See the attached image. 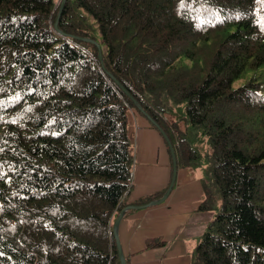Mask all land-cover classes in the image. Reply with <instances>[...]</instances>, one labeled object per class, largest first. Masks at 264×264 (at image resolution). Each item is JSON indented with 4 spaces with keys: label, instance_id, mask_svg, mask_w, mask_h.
<instances>
[{
    "label": "trees",
    "instance_id": "16d2710c",
    "mask_svg": "<svg viewBox=\"0 0 264 264\" xmlns=\"http://www.w3.org/2000/svg\"><path fill=\"white\" fill-rule=\"evenodd\" d=\"M60 2L0 0V264H121L113 212L171 182L126 201L130 112L178 170L198 160L180 103L209 145L197 210L215 211L190 264H264V0H66L55 29Z\"/></svg>",
    "mask_w": 264,
    "mask_h": 264
},
{
    "label": "crops",
    "instance_id": "0c3cea01",
    "mask_svg": "<svg viewBox=\"0 0 264 264\" xmlns=\"http://www.w3.org/2000/svg\"><path fill=\"white\" fill-rule=\"evenodd\" d=\"M134 111L136 110L132 109L130 112L129 132L134 145L135 160L137 150L139 161L147 162L151 159L150 155L155 145L152 140L153 137L157 140L156 133L162 138L169 153L160 132L154 128L147 129L150 126L147 121L143 123L140 120V123H137ZM130 126L134 131H130ZM165 162L164 159L159 165L161 170L157 178L148 177L150 174L148 170L137 172L136 178L135 173L133 174L132 187L126 197L127 202H132L142 195L167 185L172 170L170 153L168 162ZM194 165L177 170L175 183L164 202L123 212L122 218L117 224V232L122 251L129 264H190L191 242L197 241L201 237L206 225L213 217L211 211L197 210L202 197V182L200 176L193 169ZM186 174L191 177L195 194L192 195V199H185L183 205L177 206L184 186L190 183V180L185 178ZM122 209L114 213L112 222ZM162 218L165 223L161 225ZM154 237L166 241V245L160 248L145 249L146 240Z\"/></svg>",
    "mask_w": 264,
    "mask_h": 264
},
{
    "label": "rangeland",
    "instance_id": "374dc122",
    "mask_svg": "<svg viewBox=\"0 0 264 264\" xmlns=\"http://www.w3.org/2000/svg\"><path fill=\"white\" fill-rule=\"evenodd\" d=\"M86 16V15H85ZM86 22L90 25L91 30H92V35L97 39L100 40V34L95 26V23L88 17L86 16L85 18ZM262 80V79H260ZM244 79H239L235 82V85H239L243 83ZM167 111H169L168 116L170 119H175L179 120V126L180 128L184 131L185 137L189 140V142L192 144V146L195 148V150L198 153V160L195 162L196 164L194 165L193 169L196 171V173L203 178L206 176V166H207V151L209 152V145H208V139L206 135L203 133L202 127H193L186 116V111H185V104L180 103V104H174L173 108H168ZM137 117V123L141 122H146L150 123V121L142 114H140L137 111H134ZM139 120V121H138ZM147 125V124H146ZM153 127L150 126L147 127V129H152ZM130 131H134L132 126H130ZM138 131V129H137ZM156 137H153L152 142L155 143L153 146L152 152H151V159L148 160L147 162H142L138 160V150L136 153V160H135V178L137 175V172L139 173L140 171H146L148 170L150 174L148 177L150 178H157L160 175V164L162 161L165 159V163L168 162L169 159V153L165 147V144L162 141V138L156 133ZM138 138V136H137ZM138 141V140H137ZM150 143V140H149ZM167 146V145H166ZM146 147L147 144H146ZM159 150V151H158ZM148 152V150H147ZM186 180H190V183H188L186 186H184L182 194L179 196L178 201H177V206L183 205L185 199H192L195 194V188L193 187V183H191V177L188 176L187 174L185 175ZM134 179V176H133ZM174 198V197H173ZM164 202V201H163ZM158 205V204H157ZM128 211V210H127ZM125 211V212H127ZM116 211L113 212V214ZM212 215L214 216L215 211H211ZM112 214V215H113ZM213 218V217H212ZM113 223V222H112ZM165 223V220L162 218L161 225Z\"/></svg>",
    "mask_w": 264,
    "mask_h": 264
},
{
    "label": "water",
    "instance_id": "95a60500",
    "mask_svg": "<svg viewBox=\"0 0 264 264\" xmlns=\"http://www.w3.org/2000/svg\"><path fill=\"white\" fill-rule=\"evenodd\" d=\"M65 2H66V0H61V2H60L59 11H58L57 17H56L55 22H54V28L55 29H58V20H59V17L61 15V12L63 10V7L65 5ZM99 57L101 58V52L100 51H99ZM126 93L129 94L128 92H126ZM148 119L150 121H152V119H150L149 117H148ZM152 122H154V121H152ZM154 124L158 127V130H159L160 134L162 135V137L164 138L165 142L167 143V145H168V147L170 149V154H171V157H172L171 182H170V185H169L167 191L163 194L162 197H160L159 199L153 200V201H151L149 203H146L144 205H128V206L124 207L119 212L118 216L114 220L113 225H112V231H113V235H114V239H115V245L117 247L118 257H119V260H120L121 264H127L125 256H124V253L122 251L121 244H120L118 232H117V224L120 221V219L122 218L123 212H125L127 210H130V209H140V208H144V207H148V206L157 205V204L162 203L167 198V196H168L169 192L171 191V189H172V187H173V185L175 183V180H176L177 163H176V157H175L174 148H173V146H172V144L170 142V139L168 138L167 134L156 123H154Z\"/></svg>",
    "mask_w": 264,
    "mask_h": 264
}]
</instances>
